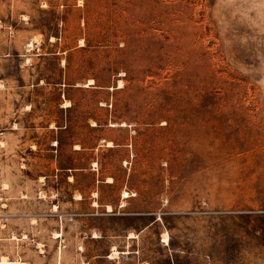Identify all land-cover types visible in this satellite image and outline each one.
Listing matches in <instances>:
<instances>
[{
  "label": "rangeland",
  "instance_id": "374dc122",
  "mask_svg": "<svg viewBox=\"0 0 264 264\" xmlns=\"http://www.w3.org/2000/svg\"><path fill=\"white\" fill-rule=\"evenodd\" d=\"M3 258L264 264V0H0Z\"/></svg>",
  "mask_w": 264,
  "mask_h": 264
},
{
  "label": "bare ground",
  "instance_id": "6f19581e",
  "mask_svg": "<svg viewBox=\"0 0 264 264\" xmlns=\"http://www.w3.org/2000/svg\"><path fill=\"white\" fill-rule=\"evenodd\" d=\"M94 81L95 80L93 78H90L88 83L92 84V83H94ZM122 85H123V81L121 80L119 86H122ZM122 124H126V123L123 122ZM109 144H112V143L110 142ZM111 179H112V177L109 178V180H111ZM129 195H130V193L127 190L123 191V197H128ZM97 203H98L97 201H94V204H97ZM108 209H111V205L110 204L108 205ZM58 235H59V233L56 234V236H58ZM163 240L164 241H168L169 240L168 234H164ZM112 254L113 255L114 254H118V251L114 250L112 252ZM0 264H25V262H23V261H13V260H8L7 258H3V259L0 260Z\"/></svg>",
  "mask_w": 264,
  "mask_h": 264
}]
</instances>
